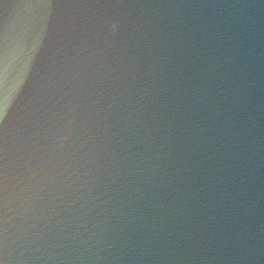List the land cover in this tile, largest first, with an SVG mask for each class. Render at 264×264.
Segmentation results:
<instances>
[{"label": "water", "instance_id": "1", "mask_svg": "<svg viewBox=\"0 0 264 264\" xmlns=\"http://www.w3.org/2000/svg\"><path fill=\"white\" fill-rule=\"evenodd\" d=\"M0 264H264V0H0Z\"/></svg>", "mask_w": 264, "mask_h": 264}]
</instances>
